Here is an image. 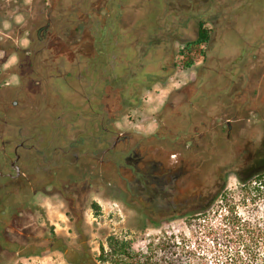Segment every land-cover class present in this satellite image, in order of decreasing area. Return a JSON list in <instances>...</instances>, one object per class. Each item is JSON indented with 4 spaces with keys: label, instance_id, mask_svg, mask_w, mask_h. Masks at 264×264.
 I'll use <instances>...</instances> for the list:
<instances>
[{
    "label": "flooded vegetation",
    "instance_id": "obj_1",
    "mask_svg": "<svg viewBox=\"0 0 264 264\" xmlns=\"http://www.w3.org/2000/svg\"><path fill=\"white\" fill-rule=\"evenodd\" d=\"M141 2L0 0V125L12 126L17 135L14 139L0 135V181H6L0 191L12 186L7 194L28 187L38 194L46 182L40 176L46 168L53 188L61 177L70 179L72 172L81 182L88 180L90 186L98 188L103 177L109 176L118 189L120 177L127 193L141 196L145 209L155 219L165 220L201 204L197 177L207 172L208 161L199 164L197 154L208 146L209 140H205L214 132L230 137L246 128L247 116L260 110L261 84L252 80L238 91L240 99L227 104L220 105L225 95L220 96L211 104L215 109L212 115L205 112L206 102L196 110L207 118L197 131L193 121H187V131L182 134L176 125L170 128L168 121L178 117L184 103H191L187 98L189 88L178 81L192 80L199 64H206L213 28L208 15L196 20L194 15L185 17L177 12L160 15L158 27L163 32L155 38H159L158 60L167 55L170 62L158 64L159 73L155 71L147 78L178 83L161 103L156 120L165 131L147 133L138 129L151 116L144 105L138 104L129 106L134 113L140 112L137 119L118 127L117 89L102 79L104 69L109 68L111 79L118 77L119 70L107 62L108 67L103 66L99 50L109 47L113 32L145 26L149 16L137 14ZM194 21L195 35L192 29L188 33L189 23ZM200 22L210 35L204 55L198 57L186 46L196 40ZM146 51L143 48L133 55L140 54L144 60L149 56ZM189 61L193 64L183 68L182 63ZM150 90L146 84L131 93L137 97ZM103 109L110 112V126L106 128L98 122ZM14 115L16 123L10 118ZM25 119L31 122L26 135L22 132L27 128ZM187 192L189 196L184 195ZM6 208H0V238L5 230L2 223L6 221Z\"/></svg>",
    "mask_w": 264,
    "mask_h": 264
},
{
    "label": "rangeland",
    "instance_id": "obj_2",
    "mask_svg": "<svg viewBox=\"0 0 264 264\" xmlns=\"http://www.w3.org/2000/svg\"><path fill=\"white\" fill-rule=\"evenodd\" d=\"M139 10L137 14L149 16L145 26L113 32L109 36V47L99 50L101 64L107 66V62L119 70L118 77L111 79L109 68L104 69L102 79L117 89L118 127L137 119L140 112L134 113L129 106L138 104L144 105L146 113L151 114L138 129L147 133L165 131L157 126L156 120L161 103L178 83L189 88L187 98L191 103H184L178 117L167 124L170 128L176 125L181 134L192 121L194 130L201 129L207 118L196 110H201L206 102L205 112L212 115L215 111L212 102L224 95L225 100L220 105L240 99L238 91L252 80L262 88L259 112L247 116L246 128L239 135L232 133L226 137L224 133L214 132L205 140H209L208 146L197 154L199 164L202 165L204 159L208 161L207 172L197 177L203 201L197 208L165 220L155 219L145 209L141 196H130L120 177L118 189L109 176L103 177L98 188L90 186L88 180L81 182L72 172L70 179L61 177L53 188L45 168L40 176L46 182L38 194L31 193L28 187L7 194L12 186L2 189L0 208H7L6 221L2 223L5 230L0 238V264H143L147 256L153 263L165 257L164 251L154 247L166 237H174L179 245L183 240L186 251L195 255H187L180 264H197L198 253L208 260L214 252L217 227L228 207L236 205L234 208L243 217L257 207L247 201L246 208L242 203L243 188L239 178L245 177L251 165L260 159L264 143V0H143ZM174 12L185 17L194 15L195 20L200 15L212 18L213 33L206 47V64H199L192 80L175 83L148 79V74L159 73L158 64L169 65L167 55L158 60L159 38H155L163 32H159V16ZM195 23H189L188 33L192 29L195 35ZM143 48L149 55L143 57L144 60L140 59V54L133 55ZM146 84L151 90L133 97L131 90L144 88ZM107 110L103 109L98 118L103 128L110 126ZM10 118L17 122L16 115ZM29 123L24 120L27 125L22 130L24 135L31 127ZM15 132L12 126L0 125V135L14 139ZM67 180L68 186L65 185ZM3 182L6 181H0V185ZM15 249L19 250L17 256Z\"/></svg>",
    "mask_w": 264,
    "mask_h": 264
},
{
    "label": "trees",
    "instance_id": "obj_3",
    "mask_svg": "<svg viewBox=\"0 0 264 264\" xmlns=\"http://www.w3.org/2000/svg\"><path fill=\"white\" fill-rule=\"evenodd\" d=\"M203 25L204 22H200L196 40L186 46L190 53L194 52L198 57L204 55V45L210 35L209 30ZM191 64L193 62H183L182 67L187 68ZM247 172L245 177L239 178L243 188L242 203L246 208L248 207L247 201L257 207L253 212L249 211L250 215L247 217L240 215L234 208L236 205L228 207L220 227H217L218 232L213 245L214 252H211L208 260L198 253L197 264H264V143L260 159L254 162ZM180 245L178 241H174V237L164 238V241L154 248L164 251L165 257L150 263V258L147 256L143 264H180L183 262L182 259L187 258V255L195 256L190 254V251H186V244Z\"/></svg>",
    "mask_w": 264,
    "mask_h": 264
}]
</instances>
